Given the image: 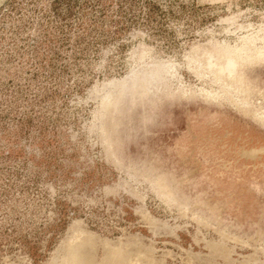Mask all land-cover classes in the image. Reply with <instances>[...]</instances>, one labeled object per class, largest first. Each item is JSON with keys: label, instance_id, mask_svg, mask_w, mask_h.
<instances>
[{"label": "rangeland", "instance_id": "obj_1", "mask_svg": "<svg viewBox=\"0 0 264 264\" xmlns=\"http://www.w3.org/2000/svg\"><path fill=\"white\" fill-rule=\"evenodd\" d=\"M0 264H264V0H0Z\"/></svg>", "mask_w": 264, "mask_h": 264}]
</instances>
